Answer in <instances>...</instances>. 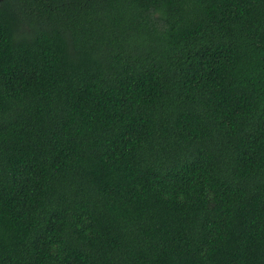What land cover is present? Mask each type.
<instances>
[{"label": "trees", "instance_id": "obj_1", "mask_svg": "<svg viewBox=\"0 0 264 264\" xmlns=\"http://www.w3.org/2000/svg\"><path fill=\"white\" fill-rule=\"evenodd\" d=\"M0 264H264V0H0Z\"/></svg>", "mask_w": 264, "mask_h": 264}]
</instances>
